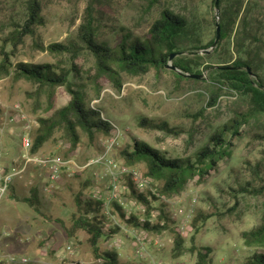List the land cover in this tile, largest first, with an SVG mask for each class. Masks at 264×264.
I'll return each mask as SVG.
<instances>
[{
    "label": "rangeland",
    "instance_id": "374dc122",
    "mask_svg": "<svg viewBox=\"0 0 264 264\" xmlns=\"http://www.w3.org/2000/svg\"><path fill=\"white\" fill-rule=\"evenodd\" d=\"M26 1L0 0V53L7 54L10 60V73L0 77V106L19 105L25 113L38 119L49 118L55 111L65 107L71 96L64 87L51 92L29 81L16 80L15 67L20 63L56 66L67 61L66 56L51 54L46 48L54 43L78 42L79 26L90 3L94 5V15L98 21L99 41L113 47L126 32L132 38H143L164 10L187 17L194 24L204 45L215 37L217 16L213 0H160L150 9L151 0H40L44 25L35 28L34 34L28 35L16 47L9 39L26 19ZM248 2L253 4L252 28L264 35V0H224L222 9L230 10L232 6L239 8L241 5L246 7ZM40 46L45 50L40 49ZM229 49L233 54L232 44L225 43L220 54L213 55L209 63L212 66L228 64L231 56V53H227ZM76 63L81 73L79 77L75 76L74 82L85 86L83 92L87 105L100 110L102 117L112 124L115 131L110 136L97 134L93 142L81 132L80 144L73 148L64 131L58 129L39 152L41 156L74 159L83 165L100 154L104 141L119 136L114 156L123 164L126 163L121 152L132 148L134 141L144 142L171 159H194L208 144L210 137L222 129L242 106L241 99L227 91L215 106L208 107L212 89L208 76L212 70H206L204 66L201 68L203 77L198 79L199 82L195 81L196 78L193 81H179L170 67L159 72L152 69L138 76L118 69L123 86L121 91H117L107 79H101L99 87L88 80L95 70V59L89 52L83 51ZM142 118L166 122L179 131V136L141 128L139 122ZM262 127L258 120L252 121L242 129V136L232 140L229 154L219 160L204 179L199 176L190 178L171 197L170 202L155 204L154 211H158L159 216L161 206L171 215L177 208L183 213L178 215L176 224L171 223L170 228L161 233L142 235L141 229H134L133 234L141 236L146 242L145 253L129 234L101 240L100 251L118 253L121 264H148L150 260L162 264H197L193 247L211 249L208 264H246L254 254L264 253V245L247 246L242 239L243 232L261 224L264 195L256 197L237 193L239 185L250 184L249 189L264 185V140L257 135ZM10 146L12 157H18L19 140L15 138ZM135 167L146 174L144 164H136ZM30 171V174L18 179L22 188H16V192L19 196H29L30 189L36 186L39 188V207L36 209L35 206L18 201L5 202L6 197L2 199L1 249L28 259L29 264H98L89 243V235L84 230L72 233L74 215L77 214L76 196L83 190L87 180L92 181L91 174L85 172L73 177L63 176L59 189L52 195H45L41 191V171L36 168ZM158 187L161 188L159 182ZM92 188L90 186L84 193L88 196ZM195 197L197 202L192 223L183 236L185 250L179 256L174 245L177 224L189 212ZM173 202H177V205H173ZM237 202L238 206L235 207ZM133 212L135 216L141 215L136 209ZM145 216L149 217L147 213ZM195 228H199L197 234ZM157 240L159 245L154 244ZM69 246L71 251L67 250ZM62 252L63 260L58 258Z\"/></svg>",
    "mask_w": 264,
    "mask_h": 264
},
{
    "label": "trees",
    "instance_id": "16d2710c",
    "mask_svg": "<svg viewBox=\"0 0 264 264\" xmlns=\"http://www.w3.org/2000/svg\"><path fill=\"white\" fill-rule=\"evenodd\" d=\"M159 1L151 0L149 9ZM223 3L224 0H221L219 17L221 40L217 48L205 55L202 52L212 48L216 39V30L215 37L204 45L194 24L187 17L170 10H164L161 13L159 19L150 26L143 38H132L131 34L126 32L114 47L100 42L94 5L93 3L88 4L79 26L78 42L54 43L46 48L51 54L66 56L67 61L56 66L20 63L15 67L16 80L29 81L40 89L48 88L51 92L58 87H64L71 96L70 102L55 111L52 116L39 118L40 127L35 132L33 153H39L58 129L64 131L73 148L79 146L81 132L88 136L90 142H93L97 134L110 136L115 131L112 124L102 117L100 110L87 105L83 92L85 86L76 85L74 82L75 76L77 78L81 73L76 61L83 51L89 52L95 59V70L88 80L96 87H99L101 79H107L117 91H121L123 84L118 69L129 75L138 76L145 75L152 69L159 72L175 67L176 70H173V73L179 81H193L194 78L189 76H202L201 68L204 66L206 70H212L208 76L212 85L208 107L215 106L222 94L227 91L241 99L242 106L234 112L233 118L210 137L208 144L194 159H171L140 141H134L132 148L121 152L126 165L144 164L146 175L161 184L159 188L161 196L172 197L184 187L190 178L199 176L200 179H204V176L211 173L217 166L218 161L229 154L233 145L232 140L242 136V129L250 125L252 121L258 120L262 123V130L257 135L264 140V35L252 28V3L248 2L246 7L232 6L230 10H223ZM25 8L24 23L18 26L9 39L16 47L23 43L28 35L34 34L35 28L45 23L40 0H27ZM225 43L232 44L233 54L230 49L227 50V53H231L228 64L212 66L209 60L213 55L220 54ZM39 48L45 50L41 46ZM174 54L179 55L170 61V57ZM234 55H236L235 59ZM0 57V77H2L10 73V60L9 56L3 52L0 53ZM195 81L199 82L198 79ZM139 126L179 136V131L170 127L166 122H155L142 118ZM30 172L29 169L26 174ZM18 181V179L14 180L9 188V192L13 193V198L35 206L37 209L40 204L39 188L32 187L29 196H19L16 194L15 187ZM91 182L87 180L83 185V190L76 196L77 214L74 215L72 233L84 230L89 235V243L95 258L102 260L99 264H121L118 253L100 251V241L111 238L112 234L118 231L105 232L103 221L99 217L102 203L92 200L84 193V190L92 186ZM249 187H251L250 184L239 185L237 193H246L256 197L264 195V185L252 189ZM130 188V197L143 203L147 208V215H150L154 210V202L159 203L157 201H160V198L153 197L150 201L146 195L137 193L132 184ZM235 198L237 199V196ZM237 206L238 202L235 207ZM121 215L130 227L147 233H161L170 228L171 223L176 224L169 218L164 206L160 207V216L156 223L142 222L135 215H131L128 219L123 213ZM195 231L197 234L199 228H195ZM242 239L247 246L264 245V215L259 226L242 233ZM174 245L177 255H182L185 250V238L181 236L178 229L175 232ZM192 252L197 255V264H208L212 253L211 249L206 247H193ZM246 264H264V253L254 254Z\"/></svg>",
    "mask_w": 264,
    "mask_h": 264
},
{
    "label": "built area",
    "instance_id": "2783aa9c",
    "mask_svg": "<svg viewBox=\"0 0 264 264\" xmlns=\"http://www.w3.org/2000/svg\"><path fill=\"white\" fill-rule=\"evenodd\" d=\"M39 127V119L25 113L19 105L0 106V202L7 197L14 180L21 179L31 168L41 171L40 175L43 176L41 191L45 195H52L59 189L63 176L73 177L88 172L91 174L93 187L88 197L102 203L99 217L103 221L105 232L118 231L112 234L111 238L121 234L133 236L136 245L145 253L146 242L141 236L137 237L133 234L135 228L127 224L121 213L128 219L134 215L133 210L136 209L141 212L140 221L156 223L159 212L152 210L149 217H146V206L130 197V185H133L137 193L146 195L150 201L156 197L160 198V201L157 202H170L171 197L161 196L158 182L144 174L139 168L123 164L115 158L114 151L119 136L104 141L100 154L80 165L74 159H66L60 156H41L40 153L34 154L35 132ZM15 138L19 140L20 153L18 157L13 158L10 153V144L15 141ZM196 202L197 197L192 200L189 212H186L183 220L177 224L181 236H184L189 224L192 223L191 218ZM172 204L177 205V202ZM167 213L169 216L171 215L168 210ZM182 213L181 209H175L174 214L170 216L171 220L176 222L178 215ZM146 233L143 231L141 234ZM4 235L7 233L4 232ZM159 243L158 240L154 242L155 245H159ZM71 249V246L67 247L68 251ZM63 255L62 252L58 258L63 260ZM97 262L98 264L102 263V260L99 259ZM29 263L28 259L6 253L0 247V264ZM148 264L162 263L150 260Z\"/></svg>",
    "mask_w": 264,
    "mask_h": 264
},
{
    "label": "water",
    "instance_id": "95a60500",
    "mask_svg": "<svg viewBox=\"0 0 264 264\" xmlns=\"http://www.w3.org/2000/svg\"><path fill=\"white\" fill-rule=\"evenodd\" d=\"M220 4H221V0H215L214 8H215V11H216V16H217V21H216V39H215V42H214V44H213V46H212V48L210 50L202 52L204 55L210 53L212 50L217 48V46L219 45V42L221 40V26H220V23H219ZM178 55L179 54L172 55L170 57V61H172ZM170 68H172V70H176L175 67H170ZM248 72L251 73V70L248 69ZM186 76H188V75H186ZM189 77L196 78V79H201L203 76H189Z\"/></svg>",
    "mask_w": 264,
    "mask_h": 264
},
{
    "label": "crops",
    "instance_id": "0c3cea01",
    "mask_svg": "<svg viewBox=\"0 0 264 264\" xmlns=\"http://www.w3.org/2000/svg\"><path fill=\"white\" fill-rule=\"evenodd\" d=\"M15 187L17 188V190H19V188L20 189L22 188L20 182H16ZM12 194H13L12 192H9V194L6 197V201L5 202H12V201L14 202V201H17L15 198H13V195ZM16 194L18 195L17 192H16ZM18 202H20V201H18ZM12 207H16V206H12ZM2 211H4V208L2 209ZM2 211L0 213H2ZM16 219H19L20 220L19 217L18 218L16 217Z\"/></svg>",
    "mask_w": 264,
    "mask_h": 264
}]
</instances>
